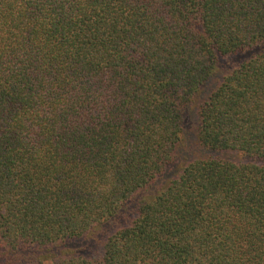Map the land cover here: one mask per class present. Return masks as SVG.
<instances>
[{
  "label": "trees",
  "instance_id": "1",
  "mask_svg": "<svg viewBox=\"0 0 264 264\" xmlns=\"http://www.w3.org/2000/svg\"><path fill=\"white\" fill-rule=\"evenodd\" d=\"M0 264H264V0H0Z\"/></svg>",
  "mask_w": 264,
  "mask_h": 264
},
{
  "label": "rangeland",
  "instance_id": "2",
  "mask_svg": "<svg viewBox=\"0 0 264 264\" xmlns=\"http://www.w3.org/2000/svg\"><path fill=\"white\" fill-rule=\"evenodd\" d=\"M238 56L229 58V59H222L220 61L219 67L221 68L216 76L218 78L223 71L227 70L228 63L234 62ZM192 113V111H191ZM189 112V119L187 124L185 125L184 131V141L183 146L180 149V162L182 163L187 160H192L194 158H205L208 155H214L212 152L202 148L198 142L196 131L194 129L195 123V114H191ZM224 157L231 159L232 161L238 163H244L247 161H254L252 158L243 157L241 155H236L234 153H226ZM180 166H171L168 171L166 172L165 176L158 180L157 187L161 188L162 186L166 185L168 181L178 172ZM111 226L108 224L98 226L90 231V233L83 238L72 241L66 244L68 248L71 250H79L82 253L88 254L87 256H96L99 255L101 252L102 244L107 237V235L111 231Z\"/></svg>",
  "mask_w": 264,
  "mask_h": 264
}]
</instances>
